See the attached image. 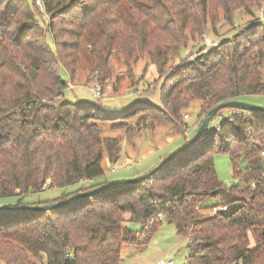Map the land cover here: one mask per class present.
<instances>
[{
    "label": "trees",
    "instance_id": "obj_1",
    "mask_svg": "<svg viewBox=\"0 0 264 264\" xmlns=\"http://www.w3.org/2000/svg\"><path fill=\"white\" fill-rule=\"evenodd\" d=\"M42 2L44 12L35 0H0V199L15 197V206L49 204L125 180L96 181L106 174L104 159L117 163L122 151L119 137L104 136L98 121L142 110L141 126L159 111L157 123L180 128L194 99L203 120L222 102L264 96L262 19L208 54L190 62L182 57L187 31L202 35L208 22L216 30L220 19L233 25L239 11L254 16L264 0ZM172 55L186 66L165 74ZM113 56L156 66L165 79L163 108L145 101L111 114L65 99L62 69L71 81L89 71L103 82ZM217 118L216 127L146 181L51 211L0 213V264H121L123 247L148 242L162 225L155 220L160 215L189 239V264H264V113L226 109ZM111 130L135 137L117 122ZM218 153L231 157L237 179L231 185L218 179ZM47 188L64 191L52 202H23ZM214 206L227 210L204 214ZM130 223L150 226L140 231Z\"/></svg>",
    "mask_w": 264,
    "mask_h": 264
},
{
    "label": "rangeland",
    "instance_id": "obj_2",
    "mask_svg": "<svg viewBox=\"0 0 264 264\" xmlns=\"http://www.w3.org/2000/svg\"><path fill=\"white\" fill-rule=\"evenodd\" d=\"M36 6L40 11H45L44 5L40 7L36 4ZM257 19L264 21V5L262 8L254 10V16L239 11L234 17L233 25L220 19L216 25L217 29L214 30L211 22H208V27L204 33L215 40H229L239 30ZM59 28L64 27L59 25ZM187 32L189 37L182 57L186 59V62H190L199 54L204 33L199 35L198 33ZM243 42L245 43L247 40H243ZM243 42L242 44H244ZM47 43L51 48H55L54 41L50 36L47 38ZM176 65L186 66L180 58L173 55L170 56L165 74L169 73ZM61 74L65 81L75 87L66 90V100L97 106L102 113L121 114L132 108L136 103L145 101L163 108L161 105V84L165 82V79L159 75L156 66L148 59L141 60L135 65H127L123 57L113 56L110 59L109 71L103 82L98 72L91 74L89 71H79L73 81H71V77L65 69L61 70ZM95 75L98 76L104 86L101 98H96L91 91ZM246 100V102L264 107V96H251ZM200 104L201 101L194 99L189 107L183 109L180 119L182 126L180 128L174 123H157L154 118L161 116L159 111L146 115L141 126L138 125V122L141 115L145 114V111L142 110H139L135 116L130 118L123 117L115 121H98V124L104 129V136L119 137L122 151L120 160L117 163L110 162L107 164L106 158L104 159L103 164L106 174L102 178H97L96 181L132 178L135 173H139V171L155 164L160 157H165L171 151L184 144V136L191 138L200 125L202 120L199 115ZM185 115H188V118ZM220 121L221 118H217L210 126L216 127ZM114 122H117L120 126L131 128L130 134L135 135V137L128 139L125 130L112 131L111 128ZM214 164L218 179L223 184L231 185L237 181L233 173V163L229 154H215ZM78 187H74L73 190ZM63 191L57 188H47L38 194L26 195L23 202L27 204L52 202L61 197ZM215 202L216 200H212L211 203ZM16 203L17 198L15 197L0 199V206H15ZM204 214H211V211H205ZM155 220L162 222V225L153 237L145 244L139 246L125 245L122 251L121 264H159L160 260H171L174 264H189V251L187 249L189 239L178 235L175 226L167 222L165 215H160ZM130 226L133 229L143 231L149 228L150 225L146 228L143 224L130 223ZM143 241H146L145 237L141 238L142 243Z\"/></svg>",
    "mask_w": 264,
    "mask_h": 264
},
{
    "label": "water",
    "instance_id": "obj_3",
    "mask_svg": "<svg viewBox=\"0 0 264 264\" xmlns=\"http://www.w3.org/2000/svg\"><path fill=\"white\" fill-rule=\"evenodd\" d=\"M226 109H239L245 111H251L256 113H264V107L258 106L246 101H238V100H230L226 102H222L212 108L203 118L201 124L195 131V133L188 139L184 144L177 147L169 154H167L164 158H162L155 166H153L150 170L145 173L136 175L132 178L115 181L109 183L107 185L94 188L79 194H76L72 197H69L64 200H60L57 202L42 204V205H21V206H0V213H11V212H43V211H51L54 209H58L61 207L68 206L70 204L85 200L89 197L95 196L99 193L106 192L108 190L117 189L120 187H127L130 185L138 184L143 181L150 179L152 176L160 172L165 166H167L171 161H173L180 154L185 152L187 149L192 147L198 140H200L205 133V131L209 128L213 119L221 112Z\"/></svg>",
    "mask_w": 264,
    "mask_h": 264
},
{
    "label": "built area",
    "instance_id": "obj_4",
    "mask_svg": "<svg viewBox=\"0 0 264 264\" xmlns=\"http://www.w3.org/2000/svg\"><path fill=\"white\" fill-rule=\"evenodd\" d=\"M36 4L40 7H43L42 1L41 0H36ZM263 18V15H262ZM219 40H215L212 37H210L207 34L202 35L201 39V48L199 50V54H208L211 49L217 48L219 46ZM74 86L69 83L68 89H73ZM103 90L104 86L102 85V82L99 80L98 76L95 75L94 77V85L91 87V91L93 92L94 96L96 98H101L103 95ZM186 118H188V115H185ZM264 156V152L262 153ZM227 210V207L225 206H214L210 209L211 213H217L219 211H225ZM159 264H174L173 261H165V260H160Z\"/></svg>",
    "mask_w": 264,
    "mask_h": 264
},
{
    "label": "crops",
    "instance_id": "obj_5",
    "mask_svg": "<svg viewBox=\"0 0 264 264\" xmlns=\"http://www.w3.org/2000/svg\"><path fill=\"white\" fill-rule=\"evenodd\" d=\"M74 88H75V87H74ZM106 161H107V164H109V163H110V161H109V159H108V158L106 159ZM150 166H151V165H150ZM150 166H149V167H150ZM138 174H139V173H135L133 176H136V175H138Z\"/></svg>",
    "mask_w": 264,
    "mask_h": 264
}]
</instances>
